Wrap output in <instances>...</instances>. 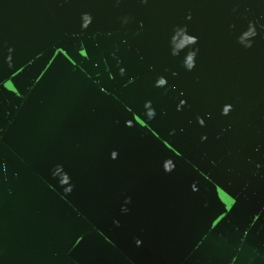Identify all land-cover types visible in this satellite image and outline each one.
Returning <instances> with one entry per match:
<instances>
[{"label": "water", "instance_id": "obj_1", "mask_svg": "<svg viewBox=\"0 0 264 264\" xmlns=\"http://www.w3.org/2000/svg\"><path fill=\"white\" fill-rule=\"evenodd\" d=\"M263 255L264 0H0V264Z\"/></svg>", "mask_w": 264, "mask_h": 264}, {"label": "snow or ice", "instance_id": "obj_2", "mask_svg": "<svg viewBox=\"0 0 264 264\" xmlns=\"http://www.w3.org/2000/svg\"><path fill=\"white\" fill-rule=\"evenodd\" d=\"M160 83H163V81H161ZM182 104H186L187 103V98H185V100L181 101ZM225 111H227V109H225ZM200 125H204L205 124V120H199L198 121ZM206 139V137H205ZM113 155H115V153H113Z\"/></svg>", "mask_w": 264, "mask_h": 264}, {"label": "flooded vegetation", "instance_id": "obj_3", "mask_svg": "<svg viewBox=\"0 0 264 264\" xmlns=\"http://www.w3.org/2000/svg\"><path fill=\"white\" fill-rule=\"evenodd\" d=\"M259 264H264V255L259 257Z\"/></svg>", "mask_w": 264, "mask_h": 264}, {"label": "clouds", "instance_id": "obj_4", "mask_svg": "<svg viewBox=\"0 0 264 264\" xmlns=\"http://www.w3.org/2000/svg\"><path fill=\"white\" fill-rule=\"evenodd\" d=\"M193 40L195 39L194 37L192 38ZM189 60L191 61V57L189 58ZM189 67H191L192 66V64H191V62L189 63V65H188ZM161 82V81H160Z\"/></svg>", "mask_w": 264, "mask_h": 264}]
</instances>
